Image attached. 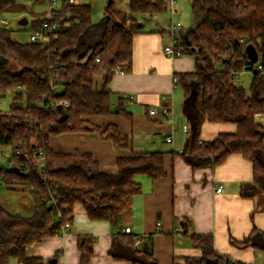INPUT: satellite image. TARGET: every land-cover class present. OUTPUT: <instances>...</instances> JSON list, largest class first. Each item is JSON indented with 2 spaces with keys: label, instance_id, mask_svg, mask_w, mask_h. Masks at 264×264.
Wrapping results in <instances>:
<instances>
[{
  "label": "trees",
  "instance_id": "trees-1",
  "mask_svg": "<svg viewBox=\"0 0 264 264\" xmlns=\"http://www.w3.org/2000/svg\"><path fill=\"white\" fill-rule=\"evenodd\" d=\"M32 2L21 5L16 0H0V17L10 10L25 13L29 5L37 3L36 7L42 1ZM50 3L48 0L43 9L31 12L29 30L48 32L47 42H20L10 30L0 27V97L12 90L9 110H0V147H11V167L0 169V178L10 190L28 184L34 201V211L28 216L13 213L0 203V264H9L11 258L19 264H45L41 256H28L27 248L68 232L77 202L91 219L117 224L141 192L135 175L158 178L166 174L163 151L119 156L117 172L109 173L101 170L91 152L56 151L51 137L98 132L116 147L130 145L117 124L101 125L90 116L118 113L132 119V112L124 107L126 98L114 95L108 83L117 63L132 62L134 35L143 31L134 14L163 12L168 0H129L128 12L115 9L114 0H108L98 21L92 20L90 3L59 0L48 11ZM191 5L194 25L173 34L179 54L194 55L196 65L195 71L176 76L185 98L192 93L190 129L182 153L193 168L213 167L229 154L241 153L253 163L254 178L241 184L240 193L255 198L264 194V126L255 118L264 113V71L254 70L248 88L237 82L234 72L243 67L253 70L257 63L264 70V0H192ZM99 74L103 75L101 89L94 81ZM205 120L236 123L237 131L201 141ZM180 223L183 229L188 226L184 218ZM120 235L117 233L109 249L115 259L158 264L151 246L136 244L135 237L123 239L127 247L120 248ZM190 236L202 255L171 264H251L232 261L204 244L201 236ZM95 240L92 234H78L81 264L90 261ZM230 241L239 248L264 251V231L256 227L242 241Z\"/></svg>",
  "mask_w": 264,
  "mask_h": 264
},
{
  "label": "crops",
  "instance_id": "crops-1",
  "mask_svg": "<svg viewBox=\"0 0 264 264\" xmlns=\"http://www.w3.org/2000/svg\"><path fill=\"white\" fill-rule=\"evenodd\" d=\"M173 8L178 10L176 3ZM170 27L163 32L143 28L136 33L132 62H121L125 72L114 73L108 83L114 95L126 98L124 107L132 112V119L118 113L90 116L101 125L117 124L130 145L116 147L98 132H68L51 137V146L56 151L91 152L101 170L109 173L117 172L119 156L163 151L166 174L158 178L142 173L135 175L141 192L135 195L132 207L124 211L117 224L91 219L83 204L77 202L68 232L31 244L26 251L28 256H41L45 264H81L77 236L92 234L96 240L87 264H132L109 253L114 237L120 232L117 242L122 249L127 247L123 239L139 237V245L151 246L158 264L183 263L186 257L202 255L201 248L194 245L190 236L195 233L204 239V244L226 254L232 261L264 263V256L257 254L264 251L251 246L239 248L230 241L231 238L242 241L254 227L264 231V194L246 198L240 193L241 184L254 178L253 163L241 153H231L213 167L193 168L182 153L188 139L183 127L187 124L190 128V125L183 110L181 114L177 107L176 89L180 86L176 85V76L195 71L196 65L192 54L171 56L165 52V45L173 41ZM94 81L95 87L101 89L103 75H96ZM112 99L116 106V96ZM164 106L172 107L171 116L161 115ZM151 108L157 109L156 115L150 114ZM236 131V123L205 120L200 139L209 141L220 133ZM168 136L172 137L171 142L167 141ZM217 185L223 187L222 191H217ZM182 218L188 223L186 229L180 223ZM126 226L131 230L128 233L124 231ZM58 251L60 254L54 260ZM9 264L19 263L11 258Z\"/></svg>",
  "mask_w": 264,
  "mask_h": 264
},
{
  "label": "rangeland",
  "instance_id": "rangeland-1",
  "mask_svg": "<svg viewBox=\"0 0 264 264\" xmlns=\"http://www.w3.org/2000/svg\"><path fill=\"white\" fill-rule=\"evenodd\" d=\"M21 5L32 4V0H16ZM36 7H28L27 12H21L16 10H10L4 13V17L9 20V25H4L0 22V27L6 28L11 31L12 37L20 42H26L29 30L31 28V23L33 15L31 12L33 10H38V8L43 9L44 5L47 4L48 0H41ZM192 0H176L177 11L172 9L171 5H168L167 9L163 12L157 14H147V13H135L134 17L136 20L143 25L144 29L149 30H159L163 32L164 28H168L172 22H181L183 25V31L189 30L194 25V18L192 13ZM79 3H90L92 6L91 17L93 21H98L103 16L108 0H76ZM44 4V5H43ZM52 8V6L50 7ZM114 8L120 11H129V0H114ZM29 18L27 23H21V18L23 16ZM237 82L242 83L246 88L249 87L251 83V76L245 71V73H238L236 75ZM115 98V97H114ZM12 102V90H8L4 96L0 97V110L8 111L10 108V103ZM185 102V94L182 87L176 89V103L181 111ZM256 120L264 126V113H258L255 116ZM188 122V121H187ZM12 149L10 146L0 147V169L10 168V156ZM0 203L9 211L13 213H19L21 215H31L34 211V201L29 191V185L25 183H20L15 186L14 190L8 189L5 182L0 178ZM258 255L264 256V253L257 252Z\"/></svg>",
  "mask_w": 264,
  "mask_h": 264
},
{
  "label": "built area",
  "instance_id": "built-area-1",
  "mask_svg": "<svg viewBox=\"0 0 264 264\" xmlns=\"http://www.w3.org/2000/svg\"><path fill=\"white\" fill-rule=\"evenodd\" d=\"M22 1H26V0H22ZM59 2V0H51V3H50V7L51 5H55ZM69 3H76V0H68ZM176 3V0H168V5H171V6H174ZM51 9V8H50ZM50 11V10H49ZM50 14V13H49ZM48 14V15H49ZM0 22L4 25H9V20L6 19L4 16L0 17ZM53 28L56 29L57 28V25L56 23L53 24ZM183 25L181 22H176V23H172L171 24V27H170V31H171V35L173 36V34L177 31H181L183 30ZM50 38V34L48 32H44L42 31L41 29H35L31 32H29V35H28V38H27V41L28 42H47ZM165 49V52L171 56H174V55H180L179 54V51L175 48V45H174V39L172 41L171 44H167L165 45L164 47ZM96 61H100V58H96ZM125 67L122 66V63H117L114 67V72L115 73H124L125 72ZM254 70H261V71H264L263 70V66L261 63H257L256 66H255V69L253 70H250V69H246L245 67L242 68V70H237L235 71V75H237L238 73H245V71L247 73L250 74V76H252L254 74ZM130 98H132L133 96L130 95L129 96ZM166 98L165 96H163V99ZM63 104L64 105H68V102L67 101H63ZM150 114H153V115H156L157 114V109L156 108H151L149 110ZM161 115L163 117H169L173 114V109L171 106H164L161 111H160ZM184 131L186 132H189V126L186 124L184 125ZM167 141L168 142H171L172 141V137L171 136H168L167 137ZM223 187L221 185H217V191H222ZM160 224V222H159ZM124 231L125 232H130V227L126 226L124 228ZM67 233V231H63V234L65 235ZM141 242V239L139 237L136 238L135 240V243L136 244H139ZM264 264V263H262Z\"/></svg>",
  "mask_w": 264,
  "mask_h": 264
},
{
  "label": "water",
  "instance_id": "water-1",
  "mask_svg": "<svg viewBox=\"0 0 264 264\" xmlns=\"http://www.w3.org/2000/svg\"><path fill=\"white\" fill-rule=\"evenodd\" d=\"M21 23H27L28 22V17L27 16H23L21 19ZM192 97V93L189 94V96L187 98H185V102L183 105V113L188 117L191 118V114L188 112V104H189V99ZM62 104V103H61ZM60 104V107H62V105Z\"/></svg>",
  "mask_w": 264,
  "mask_h": 264
}]
</instances>
